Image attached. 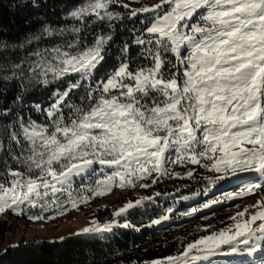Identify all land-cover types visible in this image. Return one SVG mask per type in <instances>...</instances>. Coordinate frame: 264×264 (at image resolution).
Segmentation results:
<instances>
[{"label":"snow or ice","instance_id":"snow-or-ice-1","mask_svg":"<svg viewBox=\"0 0 264 264\" xmlns=\"http://www.w3.org/2000/svg\"><path fill=\"white\" fill-rule=\"evenodd\" d=\"M113 6L138 18L142 30L120 45L116 66L97 76L115 22L125 19ZM66 16L76 23L46 24L20 42L0 39V99L17 87L15 112L0 106V214L55 219L113 188H148L140 181L171 177L170 165L205 168L219 174L216 180L254 177L226 199L264 188V0H160L139 9L82 0ZM61 84L50 103L30 105L43 120L19 115L29 91ZM151 199L129 201L115 216ZM230 220L143 264H264V197ZM114 227L140 231L128 222L93 221L78 235Z\"/></svg>","mask_w":264,"mask_h":264},{"label":"trees","instance_id":"trees-1","mask_svg":"<svg viewBox=\"0 0 264 264\" xmlns=\"http://www.w3.org/2000/svg\"><path fill=\"white\" fill-rule=\"evenodd\" d=\"M81 2L82 0H35L38 6L33 7V0H0V39L10 43L20 42L28 34L38 32L46 24L53 27L65 25L70 27L76 22L68 19L66 14ZM134 2V0H119L121 4H129L130 9H138L132 6ZM113 10L124 13L125 19L122 22H115L113 46L105 63L97 70V76L105 75L109 69L116 66L120 45L124 41L131 44L133 36L139 34L137 30H142L138 18L135 23L126 18L128 10L116 6H113ZM47 42L46 40L45 43ZM130 51L135 54L137 48L133 46ZM56 87L63 90L66 84L29 91L24 97L25 106L20 110L19 115L24 119L30 117L38 122L43 120L44 117L35 112L30 105L50 103L51 93ZM9 88L7 95L0 99V106H12L15 112L16 106L11 105V102L16 97L17 87L12 84ZM11 119L12 117L6 118L4 123H8ZM184 167L190 168L194 176L188 178L185 174L179 176L183 178H177V175H172L173 177H165L157 183H152L150 188L156 187L160 195L151 196L152 191L146 188L152 199L144 200L141 206L129 210L121 218L140 228V231L115 227L112 233L74 234L61 239L37 240L22 237L18 244L8 245L0 251V264H133V262L143 264V262L174 255L183 244L230 224L231 221L227 219L225 212L244 204L248 198L247 196L239 199L226 198L235 195L241 186H246L247 182L253 178L243 174L239 179L235 177L233 182L226 183L227 179L216 180L218 175L208 169L194 165L179 166L178 169ZM153 176L156 180V175L153 174ZM145 179H152V177ZM169 179L172 181L169 182ZM213 181L216 182L213 183ZM205 190H207L206 194ZM106 195L95 197L88 203L81 204L77 209L90 210L91 216L97 218L100 223L110 222L116 217L117 205L114 203L96 207ZM135 198L130 196L132 200ZM128 199L124 198V200ZM212 199L221 202L209 208H203V204ZM193 207L201 210L185 215L190 213ZM169 208L173 211L168 213L170 218L166 223L149 226L152 219L164 215ZM207 219L213 224V228L197 227L198 223ZM10 228L9 219L0 218V247L6 241ZM224 259L226 258H217L218 261Z\"/></svg>","mask_w":264,"mask_h":264},{"label":"rangeland","instance_id":"rangeland-1","mask_svg":"<svg viewBox=\"0 0 264 264\" xmlns=\"http://www.w3.org/2000/svg\"><path fill=\"white\" fill-rule=\"evenodd\" d=\"M135 2L132 3V6L136 8H141L144 6H153L160 2V0H134ZM180 165H170V171L172 175L179 174L180 175H187L190 168H182L178 169ZM216 175H219L216 173ZM250 178L254 177L251 174H248ZM172 176V177H173ZM152 179H144L140 183H147L150 186L152 185V181L154 180V176H151ZM235 177H228L227 182H233ZM172 181L169 179V182ZM245 186H241L240 188H244ZM150 188V187H148ZM240 189V190H241ZM149 190L152 191L151 196H155L157 192L156 187H151ZM146 188H141L139 186L134 188H113V190L106 195L104 200L97 203L96 207H102L106 204H116L117 209L125 207L126 203L129 201H135L138 199L150 197ZM239 190V191H240ZM135 196L134 200L130 199V196ZM229 197V196H227ZM246 197V196H245ZM264 197V188L257 190L256 194L247 196L248 200L237 207L231 208L228 210L227 219L230 220V217L236 215V213L243 211L245 208H248L250 205H254ZM124 198H129L128 200H124ZM51 216V213L46 214ZM126 215V214H125ZM125 215L115 217L114 220H118L121 224L126 222L125 220L121 219ZM7 217L10 221L11 228L8 231V235L6 241L0 247V251L4 250L8 245H15L18 244L20 238L26 237L28 239H61L69 235H74L81 233L84 228H88L93 225V221L100 223L97 218L91 216L90 210H78L77 208H69L63 215H57L55 219H45L42 221H30L27 219L26 215H16L11 211H6L3 214H0V218ZM110 221V222H112ZM231 221V220H230ZM167 221L163 222L166 223ZM108 223V222H107ZM232 223V221H231ZM213 224L207 219L203 220L197 224L198 228L201 229H208L213 228ZM115 228V227H114ZM182 235V234H181ZM231 259V258H228ZM152 261V260H151ZM150 262V261H149Z\"/></svg>","mask_w":264,"mask_h":264}]
</instances>
